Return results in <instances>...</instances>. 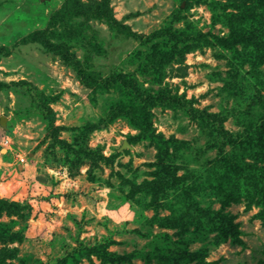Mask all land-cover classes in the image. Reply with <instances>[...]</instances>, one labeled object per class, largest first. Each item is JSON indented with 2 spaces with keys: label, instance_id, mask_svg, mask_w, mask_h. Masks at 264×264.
Wrapping results in <instances>:
<instances>
[{
  "label": "rangeland",
  "instance_id": "obj_1",
  "mask_svg": "<svg viewBox=\"0 0 264 264\" xmlns=\"http://www.w3.org/2000/svg\"><path fill=\"white\" fill-rule=\"evenodd\" d=\"M0 264H264L263 0H0Z\"/></svg>",
  "mask_w": 264,
  "mask_h": 264
},
{
  "label": "trees",
  "instance_id": "obj_2",
  "mask_svg": "<svg viewBox=\"0 0 264 264\" xmlns=\"http://www.w3.org/2000/svg\"><path fill=\"white\" fill-rule=\"evenodd\" d=\"M263 2H264V0H263ZM249 4L251 5V2H249ZM250 9V7H248V10ZM112 83V82H117V79H114V81H108V83ZM132 84V83H131ZM258 84H260V83H258ZM239 86V85H238ZM136 96V98L137 99H143L144 97L143 96H145V95H143V94H141L139 91L138 92H136L135 91V95H134V97ZM149 98H148V102H149V100L151 99V101L152 100H155L154 99V97L153 96H148ZM249 131H248V133H250V129H248ZM232 228H231V231H230V234H231V236L232 237H235V240H238L239 239V236H238V232L237 231H235L236 229H235V227L234 226H231Z\"/></svg>",
  "mask_w": 264,
  "mask_h": 264
}]
</instances>
